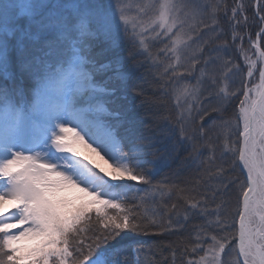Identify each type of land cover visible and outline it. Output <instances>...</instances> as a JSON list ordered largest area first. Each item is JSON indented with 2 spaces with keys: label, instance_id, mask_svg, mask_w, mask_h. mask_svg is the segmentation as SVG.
Here are the masks:
<instances>
[{
  "label": "snow or ice",
  "instance_id": "snow-or-ice-1",
  "mask_svg": "<svg viewBox=\"0 0 264 264\" xmlns=\"http://www.w3.org/2000/svg\"><path fill=\"white\" fill-rule=\"evenodd\" d=\"M209 7L213 30L217 11L223 8L226 17L231 11L232 40L241 41L249 77L257 61L261 65L260 83L236 92L225 83L216 93L219 106L213 111L222 120L224 147L244 175L232 182L240 189L238 228L210 221L209 228L215 223L225 234L218 238L201 229L191 251L205 255L187 264H264V50L258 43L264 41V0H255L262 25L257 41L248 36L257 61L235 32L243 4L228 9L162 0L154 18L145 21L144 8L131 15L128 0H0V264H141L144 247L125 246L122 234L162 225L148 204L149 192L129 195L128 185H149V191L163 194L164 186L152 177L177 157L178 145L193 141L184 127L191 105L178 118L177 131L146 95L147 76L157 78L150 70L160 66L150 52L149 33L160 29L157 35L171 40L176 55L186 43L188 16H203ZM174 67L167 65L163 75ZM237 93L243 99L236 120H223ZM180 94L200 103L196 88ZM233 126L237 139L230 145ZM202 203L190 199L189 210L204 215ZM229 227L236 231L229 234Z\"/></svg>",
  "mask_w": 264,
  "mask_h": 264
},
{
  "label": "trees",
  "instance_id": "trees-1",
  "mask_svg": "<svg viewBox=\"0 0 264 264\" xmlns=\"http://www.w3.org/2000/svg\"><path fill=\"white\" fill-rule=\"evenodd\" d=\"M193 1L196 4L210 6L223 5V3L226 5L231 2V0ZM245 3L246 8L249 2L245 0ZM211 11L212 8L209 7L203 16L194 19L193 52L185 51L180 56L178 64L171 55L168 56L164 52L169 42L168 37L160 41V46H157V43H152L150 46V52L160 66L150 70L155 72L157 78L148 75V83L145 87L148 89L146 95L156 102L157 115L167 118V121L179 131L178 118L181 113L174 98L177 91L188 85H194L199 91L200 103L191 102L192 118L184 121L186 133L193 135V141L178 145L177 157L169 160L166 166L160 167L152 177L153 184L164 186L163 194L149 191L150 186L144 184H134L131 188V193L134 195H144L146 191L149 192L148 204L156 209V219L162 225V228L149 229L145 237L140 235L127 237L126 234H122L121 243L125 246L138 244L144 247L145 251L139 253L141 264H173V251H175V264H187L189 260L199 261L205 252L198 249L193 253L191 248L197 246L196 236L200 230L203 229L208 235H216L218 238L225 234L219 231L215 223L209 228L210 221L215 222L219 219L228 225L236 223L238 228L240 189L238 182H232L237 181V178L243 181L244 175L239 166L234 167L235 156L227 152L224 147L225 139L220 128L222 120L213 109L219 106L216 93L225 83H228L229 92L240 89L243 83V71L231 40L229 15L224 16V10L220 8L215 16L218 26L213 30ZM201 19L208 25L207 28L199 23ZM224 45H227V48H224ZM226 61H231L227 67H225ZM167 65H174V71H169L168 75L164 76V68ZM236 65L239 66L238 69ZM226 74L227 79H225ZM213 80L216 81L215 84ZM239 100L240 95L237 93L228 103L227 110L222 113L223 120H236ZM203 110H207V115L203 114ZM201 115L203 120L200 119ZM160 122L164 123V120ZM214 122L215 126H213ZM201 125L204 129L203 135L199 134ZM232 131L233 135L228 141L230 145L237 139L234 126ZM219 168L224 169L223 173L218 171ZM225 184L229 185L227 190L223 187ZM190 199L206 201L201 205L206 209V213L202 215L190 211L188 204ZM169 220L172 221L171 226L167 224ZM227 231L231 234L236 229L229 227ZM235 242L233 239L232 243ZM209 243L211 241L204 243L205 249ZM185 249L188 251L186 252Z\"/></svg>",
  "mask_w": 264,
  "mask_h": 264
},
{
  "label": "rangeland",
  "instance_id": "rangeland-1",
  "mask_svg": "<svg viewBox=\"0 0 264 264\" xmlns=\"http://www.w3.org/2000/svg\"><path fill=\"white\" fill-rule=\"evenodd\" d=\"M249 2L248 6L245 8V0H231L230 3L226 4L228 6V9H231L232 7H236L239 4L244 5L243 13L237 17L238 20H240V24L235 27V32L239 36H243V49L245 53L251 57L253 61H257V53L255 50V47L253 44L249 41L248 36L251 35L252 41H257V36L256 33L260 31L262 25L261 21L259 20V17L256 15L255 12V0H247ZM162 2V0H128V3L131 5V10L130 14L131 15H137L139 8H144V13L141 14V18L144 19L145 21H149L150 19L154 18V16L157 14V10L159 7V4ZM173 2L177 4H186V3H195L193 0H173ZM224 5V3H223ZM250 6V7H249ZM187 11V10H186ZM229 15V16H228ZM261 15H264V10L261 11ZM225 16V15H224ZM229 21H230V27H231V40H232V34H233V27L232 24L233 22L231 21V11H228L227 14ZM247 17V21L245 22L243 17ZM194 19L190 15L187 18V23L184 25L183 28V34H184V39L186 43L182 45L179 50L177 51L176 55L179 57L185 52H193V43H192V38L195 37L193 35L194 30L193 29V23ZM226 19V18H225ZM161 30L157 29V33H160ZM157 33H149V36L151 39L149 40V49L152 43H157V46H160V41L164 39V35L160 34L157 35ZM169 42L168 45L165 46V54L168 56H172L173 60H176V55H173L172 49H171V40L168 38ZM233 41V40H232ZM159 43V44H158ZM234 43V49L236 50L237 57L240 59V64L242 68V77H243V83L240 86V89L246 84L248 87H253V85H256L260 83V77H259V71L258 69L261 67L259 62L257 61L256 63V68L253 69V75L252 77L248 76V66L246 61L244 60L243 55H241L239 48L241 46V41L237 39ZM259 43V48L264 50V41H260ZM160 49V48H159ZM228 84V83H227ZM185 88L192 89L195 88L194 85H188ZM183 88V89H185ZM177 91L175 94L174 98L176 101V105L180 113L184 112L186 113L188 110V106L191 105L192 100L189 98L185 99L184 96H182L180 93L183 90ZM179 99L180 103L178 105L177 100ZM240 99H243V97L240 95ZM239 106V104H238ZM238 108V107H237ZM86 155H91L98 163H100L102 166L107 167V165L104 164L102 160L98 156H96L94 153H91L88 149H82ZM134 184L128 185V187L132 188ZM129 195H134L131 192L128 193ZM6 207H10V205H6ZM93 223H94V218H93ZM149 231V230H148ZM144 232V233H137V232H128L126 234L127 237H132V236H147L149 232ZM131 245V244H129ZM131 249H129V252Z\"/></svg>",
  "mask_w": 264,
  "mask_h": 264
}]
</instances>
